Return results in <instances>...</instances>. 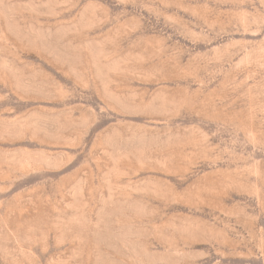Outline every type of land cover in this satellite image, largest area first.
<instances>
[{
  "label": "rangeland",
  "instance_id": "obj_1",
  "mask_svg": "<svg viewBox=\"0 0 264 264\" xmlns=\"http://www.w3.org/2000/svg\"><path fill=\"white\" fill-rule=\"evenodd\" d=\"M0 264H264V0H0Z\"/></svg>",
  "mask_w": 264,
  "mask_h": 264
}]
</instances>
